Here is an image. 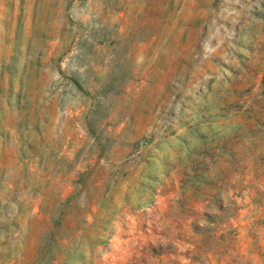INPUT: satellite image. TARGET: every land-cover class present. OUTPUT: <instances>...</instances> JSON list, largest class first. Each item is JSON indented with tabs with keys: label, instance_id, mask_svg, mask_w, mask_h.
<instances>
[{
	"label": "rangeland",
	"instance_id": "rangeland-1",
	"mask_svg": "<svg viewBox=\"0 0 264 264\" xmlns=\"http://www.w3.org/2000/svg\"><path fill=\"white\" fill-rule=\"evenodd\" d=\"M0 264H264V0H0Z\"/></svg>",
	"mask_w": 264,
	"mask_h": 264
}]
</instances>
